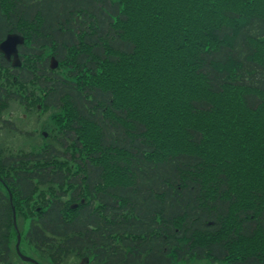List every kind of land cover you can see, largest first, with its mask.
<instances>
[{
    "label": "trees",
    "instance_id": "obj_1",
    "mask_svg": "<svg viewBox=\"0 0 264 264\" xmlns=\"http://www.w3.org/2000/svg\"><path fill=\"white\" fill-rule=\"evenodd\" d=\"M10 32L28 62L26 42L20 67L0 55L15 88L0 83V109L32 84L36 109L60 113L54 144L0 154L1 263L11 205L24 219L12 186L20 202L40 187L77 200L41 192L28 220L52 260L264 264V0H0V41Z\"/></svg>",
    "mask_w": 264,
    "mask_h": 264
},
{
    "label": "rangeland",
    "instance_id": "obj_2",
    "mask_svg": "<svg viewBox=\"0 0 264 264\" xmlns=\"http://www.w3.org/2000/svg\"><path fill=\"white\" fill-rule=\"evenodd\" d=\"M28 62V59H27ZM62 74L66 72L65 68H62ZM2 78L0 79V83H3L6 90L10 93L15 94V88L14 83H11L9 81V70H1L0 71ZM28 90V97H23L21 100H4L3 106L1 104L0 109V154L7 155H20V154H26L30 152H37L39 150H42L46 148L50 144H54L55 142V132H54V119L53 116L56 113H60L57 109L49 108V109H36L35 103L31 102L32 100L36 101L38 98L37 95L40 94V90L37 86H34L32 84H28L27 87ZM35 93V95H33ZM6 122H12L13 126L7 125ZM5 125L3 127L2 125ZM84 137L87 136L88 131H90L87 128H84ZM86 133V134H85ZM73 148V144L71 143ZM87 143L84 142V147H80L73 149V151L69 150L71 153L77 154V156L84 157L86 156V151L82 150L81 148H87ZM91 150L94 149V147L90 148ZM80 153V154H78ZM90 153V152H89ZM55 165H58L62 169H65L70 172H75L77 170V163L74 161H71L69 159H59L56 162H52ZM2 179H5L6 177H9L6 175V172L1 174ZM115 178V177H114ZM10 189V193L13 197V203L19 204L18 213H20L21 216H24V219L15 216V226L18 229V231L23 235L24 238H22V251L23 254H25L27 257L32 256L33 258H41L40 261H43L47 258L49 255V251H45V253H48L47 256L42 255L43 253H39L37 250H35L33 247L30 246L29 243L26 244L27 240L25 239L24 233H25V225L27 221L32 220V216L35 214V212L38 211V208L41 206L40 202V193L44 192L46 195H58L59 191L64 193V196L62 198V201H66L70 208L72 205L76 204L75 202L77 200H73L71 193L69 191V188H64L63 190H58L55 187H40L38 188V191L36 195L34 196L32 201H22L20 202L18 199V193L16 192L15 188L12 186H8ZM0 189L5 193L7 190V187L4 189L0 183ZM60 192V193H61ZM73 203V204H72ZM29 204V205H28ZM28 208V210H27ZM72 209V208H71ZM16 212V211H15ZM73 215V211L70 210L68 212L67 217H71ZM13 221V222H14ZM28 221V222H29ZM30 224V223H29ZM28 224V226H29ZM16 233L12 230L10 233V238L15 241ZM26 240V242H25ZM85 254H76L74 252H70V256H72L75 259H71L72 262L67 264H77L79 262L80 256H83ZM39 257V258H38ZM17 262L18 261H14ZM44 264H46L45 261H43ZM48 263V262H47ZM49 264V263H48ZM141 264V262L137 263ZM172 264H224V263H212L208 259L203 260H196V259H187L183 261H177Z\"/></svg>",
    "mask_w": 264,
    "mask_h": 264
},
{
    "label": "flooded vegetation",
    "instance_id": "obj_3",
    "mask_svg": "<svg viewBox=\"0 0 264 264\" xmlns=\"http://www.w3.org/2000/svg\"><path fill=\"white\" fill-rule=\"evenodd\" d=\"M9 34H16V33H14V32H10V33H7L6 35H5V37H4V39L3 40H5V38H6V36L7 35H9ZM3 40H1L0 41V43L3 41ZM26 42V46H25V49H26V56H27V59H28V37H27V41L26 40H24V43ZM21 46V45H20ZM20 46H18V52H19V47ZM0 55H1V57L6 61V63H8L9 64V66H10V69H16V67H14L13 65H12V57H11V60L9 59V60H7L5 57H4V55L2 54V53H0ZM20 55V54H19ZM28 69V68H27ZM6 124L7 125H13V123L11 122H6ZM30 224H29V226H28V221H27V223H26V225H25V227H24V231H25V233H24V236H26L27 235V242H26V240H25V242H26V244L28 243V230H30ZM12 230L13 231H15V233H16V236H15V241H13L12 242V244H9V243H7V247H8V257L6 258L7 260H6V262H4V263H1V260H0V264H35V263H31V262H26V261H23L21 258H20V256L18 255V253H17V249H16V244H17V233H19L20 234V242H19V252L22 254V255H24V256H26L25 254H23V251H22V246L21 245H23V241H22V238H24L23 237V235L18 231V229L16 228V226H14L13 224H12ZM10 235V234H9ZM0 242H1V240H0ZM28 245V244H27ZM30 246L31 247H33L35 250H37L40 254L41 253H45V251L47 250V251H49V249H38L37 247H36V245H34V244H32V243H30ZM56 249H57V247L56 248H54L53 250L54 251H56ZM51 252V251H50ZM62 253H64V251L62 252ZM62 255V254H61ZM27 257V256H26ZM28 257L29 258H31V259H33L37 264H44L43 263V261H45L46 262V264H67V263H70V262H72V260L71 259H75V258H73L72 256H57V257H55V258H53V260H52V257L51 256H47V258L46 259H44L43 261H40L39 259H41V258H39V259H37V258H33L32 256H29L28 255ZM56 259V260H55ZM42 260V259H41ZM14 261H18V263L17 262H14ZM107 261V260H106ZM106 261H100V262H96L95 261V259L94 258H90V257H88V256H85V255H83V256H80V259H79V262L77 263V264H112L111 262H106ZM48 262V263H47ZM73 264V263H72Z\"/></svg>",
    "mask_w": 264,
    "mask_h": 264
},
{
    "label": "water",
    "instance_id": "obj_4",
    "mask_svg": "<svg viewBox=\"0 0 264 264\" xmlns=\"http://www.w3.org/2000/svg\"><path fill=\"white\" fill-rule=\"evenodd\" d=\"M23 42H24V40H23V38L20 35H18V34H9V35L6 36L5 40H3L0 43V53H2L7 60H9V59L11 60V57H12L13 58L12 59V65L14 67H19L20 66V60H19V57H18V49H17V47L19 45H22ZM57 66H58V62L55 61L54 59H51L50 68L51 69H56ZM9 199L11 200V194L10 193H9ZM76 207H77V205L74 204V205H72L71 208L74 209ZM12 211H13V220H15L14 208H12ZM13 223H15V221ZM19 241H20V235H19V233H17L16 249H17V253L20 256V258L23 261L37 264L33 259H31L29 257H26V256L22 255L19 252Z\"/></svg>",
    "mask_w": 264,
    "mask_h": 264
}]
</instances>
